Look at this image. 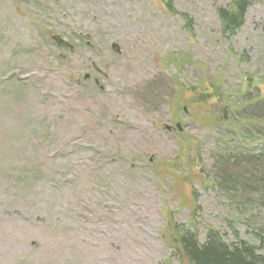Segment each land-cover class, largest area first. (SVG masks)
Listing matches in <instances>:
<instances>
[{"label":"rangeland","instance_id":"rangeland-1","mask_svg":"<svg viewBox=\"0 0 264 264\" xmlns=\"http://www.w3.org/2000/svg\"><path fill=\"white\" fill-rule=\"evenodd\" d=\"M250 1L229 36L231 0H0V264H187L178 226L264 255V146L187 91L259 95Z\"/></svg>","mask_w":264,"mask_h":264},{"label":"trees","instance_id":"trees-1","mask_svg":"<svg viewBox=\"0 0 264 264\" xmlns=\"http://www.w3.org/2000/svg\"><path fill=\"white\" fill-rule=\"evenodd\" d=\"M170 7V4H167ZM251 5L250 0H231L230 4L218 8L222 31L225 35H234L245 22V15ZM188 26L191 20L185 16ZM256 79H253L255 82ZM258 96L244 100L226 102L223 100L221 90L213 84H204L202 88H188L191 96V105L212 104V101H221L219 106L223 112L221 122L230 131L241 132L244 140L249 144L261 142L264 146V118L257 115V111L264 109V75L258 78ZM194 103V104H193ZM218 106V105H216ZM230 112L232 117L227 119L226 113ZM218 121L216 118H213ZM177 244L180 257L187 264H264V255L260 253V246L251 244L236 234V242L227 243L221 234L210 228L204 242H201L195 231L177 227ZM180 230V231H179Z\"/></svg>","mask_w":264,"mask_h":264},{"label":"water","instance_id":"water-1","mask_svg":"<svg viewBox=\"0 0 264 264\" xmlns=\"http://www.w3.org/2000/svg\"><path fill=\"white\" fill-rule=\"evenodd\" d=\"M88 77H89V75H86V76H85V78H88Z\"/></svg>","mask_w":264,"mask_h":264}]
</instances>
